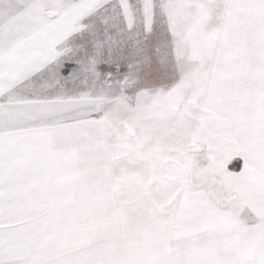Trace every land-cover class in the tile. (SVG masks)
Listing matches in <instances>:
<instances>
[{"label": "snow or ice", "instance_id": "6c2138e0", "mask_svg": "<svg viewBox=\"0 0 264 264\" xmlns=\"http://www.w3.org/2000/svg\"><path fill=\"white\" fill-rule=\"evenodd\" d=\"M0 264H264V0H0Z\"/></svg>", "mask_w": 264, "mask_h": 264}]
</instances>
